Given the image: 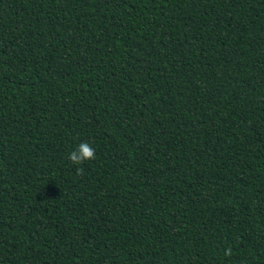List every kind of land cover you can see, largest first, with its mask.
<instances>
[{
	"label": "trees",
	"instance_id": "16d2710c",
	"mask_svg": "<svg viewBox=\"0 0 264 264\" xmlns=\"http://www.w3.org/2000/svg\"><path fill=\"white\" fill-rule=\"evenodd\" d=\"M0 264H264V0H0Z\"/></svg>",
	"mask_w": 264,
	"mask_h": 264
},
{
	"label": "clouds",
	"instance_id": "9594fccd",
	"mask_svg": "<svg viewBox=\"0 0 264 264\" xmlns=\"http://www.w3.org/2000/svg\"><path fill=\"white\" fill-rule=\"evenodd\" d=\"M94 156H95V150L92 148V146L86 142H81L76 145L74 150L68 153L67 158L74 165H80L85 161L94 159Z\"/></svg>",
	"mask_w": 264,
	"mask_h": 264
}]
</instances>
